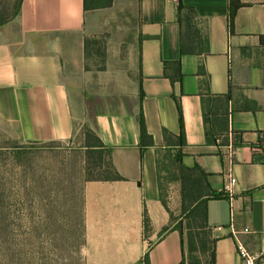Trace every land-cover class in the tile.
<instances>
[{
    "label": "crops",
    "instance_id": "0c3cea01",
    "mask_svg": "<svg viewBox=\"0 0 264 264\" xmlns=\"http://www.w3.org/2000/svg\"><path fill=\"white\" fill-rule=\"evenodd\" d=\"M118 4L116 20L102 17L87 33L90 13ZM230 5H237L232 15ZM186 7L202 36L199 53L184 52L192 45ZM15 22L16 31L0 30V135L69 144L82 119L123 177L83 184L82 264H144L146 255L148 264L180 263L178 231H161L171 209L158 161L168 149L184 166L201 167L213 191L221 193L230 175L236 179L232 203L223 194L206 203L214 264H243L238 243L264 264V0H114L91 11L83 0H22ZM89 34L106 37L102 70L85 69ZM176 61L182 77L170 81L163 67ZM70 75L82 79L80 95ZM216 95L228 99L208 97ZM204 103L214 144L206 142ZM140 107L152 146L140 144ZM179 111L185 143L168 147L162 132L179 134Z\"/></svg>",
    "mask_w": 264,
    "mask_h": 264
},
{
    "label": "rangeland",
    "instance_id": "374dc122",
    "mask_svg": "<svg viewBox=\"0 0 264 264\" xmlns=\"http://www.w3.org/2000/svg\"><path fill=\"white\" fill-rule=\"evenodd\" d=\"M16 1L0 0V18H7L0 30L16 31L17 23L10 18ZM122 10L118 4L114 10L90 13L85 30L92 33L102 17L116 20V14ZM113 23L116 27L117 22ZM94 38L102 43L104 36L99 34ZM87 64L97 68L91 59ZM69 71L70 74L75 72L74 69ZM81 82L78 76L68 78V85L75 94L77 90L81 94ZM89 115L86 111V119ZM77 122V137L69 144H21L0 135V264H82V189L85 180L98 176L99 172L92 167L86 169L93 159L87 157L84 130H94L87 121L79 119ZM175 166V152L169 149L162 153L160 184L165 197L169 195L171 209L168 223L162 229L182 224L187 250L185 216L180 210L181 188ZM199 258L206 261L208 256L200 254Z\"/></svg>",
    "mask_w": 264,
    "mask_h": 264
},
{
    "label": "trees",
    "instance_id": "16d2710c",
    "mask_svg": "<svg viewBox=\"0 0 264 264\" xmlns=\"http://www.w3.org/2000/svg\"><path fill=\"white\" fill-rule=\"evenodd\" d=\"M22 0H17L11 19L18 17L20 12V3ZM114 0H83V7L85 11H91L96 9H103L112 6ZM237 5H230V14L232 15L236 9ZM185 14L183 20L186 22V26L190 28V39L192 41L191 47H184V52L190 53H199L200 46H202V36L199 34L198 29L195 27L193 18L194 11L190 7L185 8ZM7 18H0V25H2ZM103 35V34H102ZM104 36V35H103ZM96 36H85L84 37V58H85V69L86 70H102L104 68L105 55H106V37L100 41H97ZM262 43H264V34L260 37ZM99 45H102L101 47ZM197 47V49H195ZM201 52V50H200ZM98 58V59H97ZM91 59L94 61V65L97 68L89 67L86 62ZM170 69V70H169ZM199 72L203 73V67L199 64ZM163 75L168 78L170 81H173L175 78L180 79L182 73L179 68L178 62H166L163 67ZM143 93L140 90V99L142 98ZM211 99L215 100H225L227 101L228 96L226 95H216L208 96ZM208 98V101L211 100ZM208 106L203 104V119L205 124V135L207 144H214L215 139L214 135L210 132L207 122L209 120L208 114H212V111L207 109ZM179 125L180 132L178 135H173L172 133L166 131L165 129L162 132L165 145L168 147L181 146L185 143L184 130L181 119V114L179 111ZM138 127H139V139L140 144L143 147L152 146L153 138L147 132L144 117L142 114L141 107L138 113ZM85 148L87 150V157L93 159L92 163L88 162L86 167L89 170L91 167L95 170H98L99 175L88 177L85 181L89 180H103V181H113V180H122L123 177L117 172L114 168L111 157L110 149L106 147L100 138L93 132L90 128H85ZM258 150V149H256ZM169 151V149H168ZM92 156V157H91ZM89 160V158H88ZM175 171L177 173L176 179L180 183V197H181V213L185 216V229H186V246L187 250L184 248V234L182 224H177L172 227L173 230H177L183 247L182 259L179 264H214L215 260V251L214 243L215 238L212 235V228L207 222V212H206V203L208 199L220 197L223 193L213 191L209 188L206 177L207 174L205 171L198 165L193 167H186L180 161V154L175 153ZM158 169H160V159L158 161ZM161 186V184H160ZM162 189V187H161ZM224 195V194H223ZM165 205V203H164ZM143 223L144 227L147 230L149 227V220L146 214V210L143 212ZM165 230L162 229V232ZM203 254L208 256L207 260L202 261L199 258V255ZM144 264H148L147 255L144 257Z\"/></svg>",
    "mask_w": 264,
    "mask_h": 264
},
{
    "label": "built area",
    "instance_id": "2783aa9c",
    "mask_svg": "<svg viewBox=\"0 0 264 264\" xmlns=\"http://www.w3.org/2000/svg\"><path fill=\"white\" fill-rule=\"evenodd\" d=\"M262 143L264 144V141ZM235 183H236V179L232 175H230L222 189V193L230 203H232L233 200V195H234L233 187ZM237 249L243 264H254V259H255L254 255H251L241 243L237 244Z\"/></svg>",
    "mask_w": 264,
    "mask_h": 264
}]
</instances>
